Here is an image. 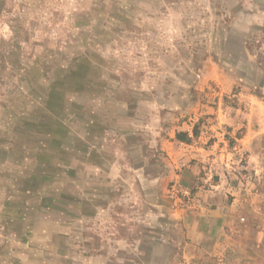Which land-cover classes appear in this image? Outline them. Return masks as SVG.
<instances>
[{
    "label": "rangeland",
    "instance_id": "rangeland-1",
    "mask_svg": "<svg viewBox=\"0 0 264 264\" xmlns=\"http://www.w3.org/2000/svg\"><path fill=\"white\" fill-rule=\"evenodd\" d=\"M263 79L264 0H0V264H87L103 239L148 254L166 226L182 239L168 209L194 202L168 191L184 161L198 192L207 156L261 231L264 159L217 133Z\"/></svg>",
    "mask_w": 264,
    "mask_h": 264
},
{
    "label": "crops",
    "instance_id": "crops-1",
    "mask_svg": "<svg viewBox=\"0 0 264 264\" xmlns=\"http://www.w3.org/2000/svg\"><path fill=\"white\" fill-rule=\"evenodd\" d=\"M222 77L214 72L205 79L214 81L223 88L231 87L235 83L234 78L238 80V77H233L231 74ZM262 82L264 83V79ZM226 123L230 128L221 129L217 134L220 137L229 136L231 144L221 138L222 143H218L221 151H225L228 147L231 152L236 149L249 153L248 157L253 162L264 159V100L246 98L244 112L240 116L238 113L233 118L231 116L226 120ZM209 149L210 147L206 145L201 150ZM191 156L196 155L190 153L189 157ZM203 161L202 168L206 173L198 178L204 184L198 192L191 186L195 181V171L189 166L183 168L184 161L182 164L179 163L182 168L179 165L177 168L181 169V173L175 176L171 189L168 191L171 198H176L174 205L178 200L182 201L183 197L192 199L194 202L186 207L176 206L172 210L168 209L170 214L167 215L181 228L182 239L176 240L175 236H170L169 233L173 229L169 226H166V229L162 227L160 230L155 228L160 234L154 233L158 239L149 241L153 243L148 254L139 249L145 242L143 239L114 240L113 242L118 245V249L114 251H111L112 241L103 239L99 247L89 246L88 251L91 255L86 257L87 264H107L116 259L119 264H264V253L259 256L256 251L262 245L264 226L261 231H258L257 228V230L254 229L255 224L251 225L249 218L254 209L248 203L246 205L237 204V190L229 188V181L217 168L215 174L218 177L212 180L214 176L208 170L211 159L207 156L203 158ZM258 168V172H260L262 168ZM135 170L132 169L128 176L124 174L119 178L126 184L133 181L137 183L142 179V175ZM159 181V177L150 178L151 192L155 197L158 196L157 183ZM263 181L262 176L261 183ZM172 190L176 192L174 193ZM258 192L257 200L264 203V191ZM228 194L235 195L230 202L227 201ZM240 207L244 209L239 210ZM135 211L138 213L137 210ZM157 212L165 215L163 210L154 211L156 214ZM242 215L247 216L245 225L242 224L245 218L238 220ZM167 219L169 220V218ZM242 219L243 221H241ZM262 220L264 221V216ZM162 250L165 252L163 253ZM117 251L118 258L114 260ZM160 252L162 253L160 254Z\"/></svg>",
    "mask_w": 264,
    "mask_h": 264
},
{
    "label": "built area",
    "instance_id": "built-area-1",
    "mask_svg": "<svg viewBox=\"0 0 264 264\" xmlns=\"http://www.w3.org/2000/svg\"><path fill=\"white\" fill-rule=\"evenodd\" d=\"M172 192H174V193H175L176 191H175V190H172ZM241 221H243V219H242Z\"/></svg>",
    "mask_w": 264,
    "mask_h": 264
}]
</instances>
